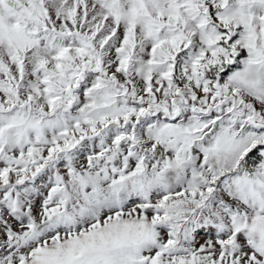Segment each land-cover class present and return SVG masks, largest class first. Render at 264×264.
I'll list each match as a JSON object with an SVG mask.
<instances>
[{
  "label": "snow or ice",
  "instance_id": "6c2138e0",
  "mask_svg": "<svg viewBox=\"0 0 264 264\" xmlns=\"http://www.w3.org/2000/svg\"><path fill=\"white\" fill-rule=\"evenodd\" d=\"M0 264H264V0H0Z\"/></svg>",
  "mask_w": 264,
  "mask_h": 264
}]
</instances>
